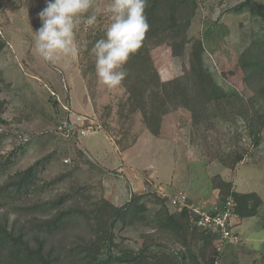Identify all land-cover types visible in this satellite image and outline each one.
Segmentation results:
<instances>
[{
	"label": "rangeland",
	"instance_id": "374dc122",
	"mask_svg": "<svg viewBox=\"0 0 264 264\" xmlns=\"http://www.w3.org/2000/svg\"><path fill=\"white\" fill-rule=\"evenodd\" d=\"M110 2L94 0L88 15L97 20L78 27V55L52 65L33 51L46 0H0V187L31 168L36 176L25 190L0 193V222L29 233L33 247L42 236L56 264H86L92 243L104 246L103 256H133L140 264H197L196 258L202 264L213 254L198 239L200 230L164 196L184 194L211 210L234 192H255L264 201V92L248 87L255 72L246 57L264 41L258 17L264 0H197L180 56L169 39H146L166 83L184 76L201 41L204 69L218 88L199 123L179 98L162 117L158 136L125 83L109 90L97 81L91 49L111 23ZM133 189L141 196L134 209L113 216L108 203L128 208ZM51 202L74 217L44 235ZM233 227L239 243L226 244L216 264H264V202L256 216L235 217ZM0 264H15L7 250L0 249Z\"/></svg>",
	"mask_w": 264,
	"mask_h": 264
},
{
	"label": "trees",
	"instance_id": "16d2710c",
	"mask_svg": "<svg viewBox=\"0 0 264 264\" xmlns=\"http://www.w3.org/2000/svg\"><path fill=\"white\" fill-rule=\"evenodd\" d=\"M196 7L197 0H147L145 15L149 29L145 34L141 48L130 57L125 66L127 76L123 83L127 86L131 101L142 112L145 125L154 136L160 134L161 120L168 113L169 106L180 103L179 98L182 99L183 106L192 112L194 122L199 123L203 114L207 111L208 104L213 99V94L218 91L213 78L204 69V50L201 41H196L192 47L190 67L184 76L167 83L159 81L148 48L145 47L147 44L146 39L150 43L169 39L173 54L180 56L183 49L189 44L187 31L195 16ZM258 17L264 22V7L258 11ZM1 49L2 46L0 45V52ZM246 57L251 61V68L255 72V76L253 75L247 81L248 87L255 94L262 93L264 92V41L250 47L247 50ZM254 84H257L259 89ZM253 141L255 147L260 145L259 138H253ZM243 158V156H239L234 165L242 162ZM35 177L34 169L31 168L0 187V193L9 188H16L19 191L25 190L32 185ZM229 196H232L234 200L233 214L240 219L256 216L264 202L260 195L255 192H234L232 195L228 194L223 200L220 209ZM131 197L128 208H117V205L108 203V206L113 210V216L122 217L128 209H134V205L141 196L133 194ZM168 202L173 207L170 199H168ZM189 202L192 203L190 199ZM55 208V204L51 202L50 208L46 211L47 213L45 212L49 220L43 222L45 230L43 231V228L41 230L44 235L55 234L74 217V212L71 209ZM178 213L185 215L194 224V219L188 211H178ZM170 219H173V217L171 216ZM194 226L197 229L195 224ZM28 235L29 233L24 231L15 233L7 221L4 223L2 221L0 222V249L7 250L15 264H56V261L51 257V253L45 252V240L40 239L42 236L36 239V247H33L27 241ZM198 236L200 237L198 239L203 241L205 246H208V251L213 254V257L207 256L202 264H216L217 258L221 254L218 251V237L203 231H200ZM102 248H104L103 245L98 246V244L92 243L85 250L87 256L83 260L86 261V264H140L142 262L140 258L127 255L115 256L109 253L103 256L100 250ZM183 259H186L185 255ZM168 263L175 264L174 262ZM196 263L201 264L197 258Z\"/></svg>",
	"mask_w": 264,
	"mask_h": 264
},
{
	"label": "clouds",
	"instance_id": "9594fccd",
	"mask_svg": "<svg viewBox=\"0 0 264 264\" xmlns=\"http://www.w3.org/2000/svg\"><path fill=\"white\" fill-rule=\"evenodd\" d=\"M93 7L94 0H46V7L38 13L41 27L34 31L35 56L52 65L75 58L78 27L81 23L93 26L97 20L94 12L88 15ZM146 7L147 0H111L107 7L111 23L91 51L97 81L109 90L122 86L125 66L142 46L149 29Z\"/></svg>",
	"mask_w": 264,
	"mask_h": 264
},
{
	"label": "built area",
	"instance_id": "2783aa9c",
	"mask_svg": "<svg viewBox=\"0 0 264 264\" xmlns=\"http://www.w3.org/2000/svg\"><path fill=\"white\" fill-rule=\"evenodd\" d=\"M164 197H168L171 205L178 211H188L198 230L217 236L219 252L226 244L236 245L239 243V236L233 227L235 216L233 214L234 200L232 196L227 198L221 209L215 207L212 210L207 207V202L190 203L188 196L184 194Z\"/></svg>",
	"mask_w": 264,
	"mask_h": 264
},
{
	"label": "crops",
	"instance_id": "0c3cea01",
	"mask_svg": "<svg viewBox=\"0 0 264 264\" xmlns=\"http://www.w3.org/2000/svg\"><path fill=\"white\" fill-rule=\"evenodd\" d=\"M87 151V150H86ZM87 152H90V151H87ZM120 153H123V152H120ZM98 162V161H97ZM101 166V168L102 169H104V170H106V168H103V166L102 165H100ZM137 183V182H136ZM136 183H134V182H132V185H133V187H134V185L136 184ZM143 185V187H144V184H142ZM135 193V191H134V189L131 191V193H129V195H130V197L133 195ZM121 198V197H120ZM113 202V201H112ZM114 203H116L115 202V200H114ZM116 205H119V204H116Z\"/></svg>",
	"mask_w": 264,
	"mask_h": 264
}]
</instances>
